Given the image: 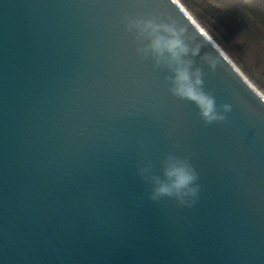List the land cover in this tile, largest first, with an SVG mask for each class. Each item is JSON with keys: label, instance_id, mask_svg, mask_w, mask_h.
<instances>
[{"label": "water", "instance_id": "water-1", "mask_svg": "<svg viewBox=\"0 0 264 264\" xmlns=\"http://www.w3.org/2000/svg\"><path fill=\"white\" fill-rule=\"evenodd\" d=\"M185 11L225 123L173 96L123 22L159 14L204 45ZM169 153L199 174L192 208L149 199L139 170ZM0 264H264V86L190 0H0Z\"/></svg>", "mask_w": 264, "mask_h": 264}, {"label": "clouds", "instance_id": "clouds-1", "mask_svg": "<svg viewBox=\"0 0 264 264\" xmlns=\"http://www.w3.org/2000/svg\"><path fill=\"white\" fill-rule=\"evenodd\" d=\"M213 7L228 10L232 6L255 7L259 0H209ZM184 15L193 25L205 42L190 43L187 39V28L176 20L161 17L159 14L147 16H125L126 30L134 36L136 54L143 59L154 61L156 69H165L170 75L167 82L169 92L181 99L194 103L205 125L225 123L228 114L233 111L232 104L217 106L212 91L205 90V72L196 66L195 58L200 55L201 47L208 44L209 32L202 27L189 11ZM195 38H192L194 42ZM209 69L215 72L218 62L211 55L201 57ZM152 164L148 162L139 170L140 177L152 185L149 199L159 202L163 198L174 199L180 207H194L201 191L198 183L200 177L191 163L190 157H180L169 153L162 162L163 174L154 175Z\"/></svg>", "mask_w": 264, "mask_h": 264}, {"label": "rangeland", "instance_id": "rangeland-1", "mask_svg": "<svg viewBox=\"0 0 264 264\" xmlns=\"http://www.w3.org/2000/svg\"><path fill=\"white\" fill-rule=\"evenodd\" d=\"M228 46L264 86V0L254 7H213L209 0H190ZM256 11V10H255Z\"/></svg>", "mask_w": 264, "mask_h": 264}, {"label": "bare ground", "instance_id": "bare-ground-1", "mask_svg": "<svg viewBox=\"0 0 264 264\" xmlns=\"http://www.w3.org/2000/svg\"><path fill=\"white\" fill-rule=\"evenodd\" d=\"M250 10H253V12H251V13H253V14L258 15V16L261 17V11L259 9H257V8L254 7V9H250Z\"/></svg>", "mask_w": 264, "mask_h": 264}]
</instances>
